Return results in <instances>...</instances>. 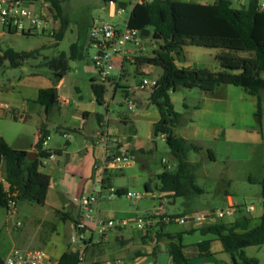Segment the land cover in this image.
Wrapping results in <instances>:
<instances>
[{"label":"trees","instance_id":"obj_1","mask_svg":"<svg viewBox=\"0 0 264 264\" xmlns=\"http://www.w3.org/2000/svg\"><path fill=\"white\" fill-rule=\"evenodd\" d=\"M45 1L51 3L53 19L58 22V28L51 36L59 41L63 38L69 22L63 16L61 0ZM111 1L117 0H103L105 4ZM127 25L140 32L151 29L152 38L161 42L151 55L136 57L135 65L138 75H141L139 68L143 65L158 67L162 71L156 87L148 93L146 107H154L159 113V120L152 125L153 143L154 139L164 135L175 166L154 176L157 181L155 188L159 199L181 198L184 201L183 212L169 215V223L175 222L174 219H188L194 214L190 206L198 196L204 194V190L195 181L198 165L190 163L187 155L191 150L198 151L200 148L175 135L174 129L185 121L174 109L170 95L180 88H197L209 93L222 84L239 86L248 94L257 97L256 115L260 120L259 93L264 90V78L261 77L264 74V11L258 10V0H247L246 4L238 8H233L229 0H215L212 4L185 0H149L134 3ZM88 32L89 29L79 31L77 40L70 45L69 53L61 52L46 62L55 81L52 82L53 86L38 92L36 102L43 106L45 113L48 114L58 102L56 86L68 71V62L88 55L85 51ZM186 45L221 49L216 55L220 69L211 72L205 68L178 67L176 62L183 61V49ZM232 50L245 52L246 56L233 54ZM0 52V65L8 61L12 67H19L26 59L37 56L39 50L16 52L11 48L0 47ZM107 83L109 82H102L97 78L91 79V89L98 104H103ZM116 88L123 89V96H128L126 87ZM183 105L186 108L185 103ZM42 142L43 138L36 145L37 158L28 160L25 156L19 157L21 151L9 146L0 136V174L7 184L6 189L0 184V208L7 210L10 199L16 202L28 200L39 206L44 205L50 177L39 170L42 166L41 159L49 155V151L42 148ZM107 182L108 178H103L101 186L107 187ZM260 184L264 194V179ZM117 191L119 197L126 192ZM144 191L152 192L150 181L145 182ZM162 224L163 217L160 216L157 225L160 228L155 237L168 240L167 253L170 264H190L183 253L181 235L192 230L175 234L165 233L162 232ZM197 231L202 235L215 236L221 242L223 251L230 258L227 264H260L258 259L248 257L244 249L264 244V216L253 223V219L248 215H240L231 223L216 221L200 227ZM209 244V240L197 244L201 256L209 255ZM83 255L84 250L73 247L64 251L56 264H80V257Z\"/></svg>","mask_w":264,"mask_h":264},{"label":"rangeland","instance_id":"obj_2","mask_svg":"<svg viewBox=\"0 0 264 264\" xmlns=\"http://www.w3.org/2000/svg\"><path fill=\"white\" fill-rule=\"evenodd\" d=\"M204 4H212L215 0H193ZM233 8H238L241 5L246 4L247 0H229ZM136 1H129L127 3L125 10H119L117 8L116 14L113 17L109 16V4H105L103 0H61V8L63 16L68 20L69 24L63 38L59 41L51 36L48 32L41 34L38 32H33L30 35H25L22 33H5L0 37V47L2 49L11 48L16 52H30L33 50H39V53L34 58L26 59L19 67H12L8 61H4L0 65V86L1 89H9L12 91L17 99L22 100L23 96L26 94L25 84L30 81L31 77L39 75L40 81L50 80L55 81L52 71L47 67L46 62L52 58L57 57L61 52L69 53V48L72 43L77 40L79 31L87 30L93 26L99 25L100 23L108 22L118 27H121L123 23L128 19L130 11ZM44 2L30 5L29 7L34 13L42 12L45 16L48 15L47 8L43 7ZM28 6V5H26ZM49 27H53L55 30L58 28V22H50ZM152 30H148L147 35H140L141 44L143 51L140 55L149 56L152 54L153 50L158 49L160 41L154 40L152 38ZM188 47V57L189 62H193L196 68H213V70H219L220 66L218 62H212V58L221 49H207L192 45H186ZM191 49V51L189 50ZM231 53L238 56H246L245 52L234 51ZM139 54V53H138ZM94 55V50L92 48L88 49V56L79 60H70L68 62L69 69L63 77V85L59 92L62 97H67L71 100H83L86 104L88 103L92 91L90 87L91 74H96L92 56ZM202 64V65H199ZM146 67H151L152 72L144 71L141 75L137 74V67L127 65L128 72L126 74L118 72V70L110 71V80L116 79L122 84L126 82L131 83L134 87L137 86V81L140 80L142 76H157L161 72L158 67H153L150 65H143ZM210 66V67H208ZM142 66L139 68V71ZM121 74L120 79L118 75ZM264 78V74L261 75ZM11 84V85H10ZM12 86V87H10ZM76 87L79 89H76ZM227 101L218 106L213 107V113H202L200 111L193 113L194 109H184L182 104H187L188 106H198L200 102L199 89H185L180 88L175 91V107L176 111L182 115V118L189 125L194 123V126H204V127H220L223 129H236L241 131H249L255 133L254 136H244L241 139L232 140L227 137L225 140L218 143L212 144L215 159L214 161H209L207 151L198 153L195 156L196 162L199 163V178L197 179V184L204 188L205 193L198 196L196 201L190 206V210L194 211L193 217L196 215L206 214L210 216L211 213L219 211L226 208L224 201V194L219 192L221 187L228 190L229 194L232 196L235 202L241 204V207L252 205L255 210L250 214L255 215L261 209H264V199H262V187L257 180L264 176V90H261L259 97L261 99V111L260 120L258 119L257 113V97L252 96L245 92L242 87L234 85H224ZM227 87V88H226ZM226 88V89H225ZM110 94V89L107 87L106 95ZM122 93L118 91L116 94L115 102H120V105L113 104L112 109H119L120 111H126V104L122 103ZM218 107V108H217ZM219 112V113H217ZM193 121V122H191ZM11 124V130L13 133L22 132L30 136L32 128L29 124ZM179 127V126H177ZM246 135V134H245ZM51 138H59L54 131H51ZM26 140V137L22 142ZM157 144V149L149 157V162L153 169L161 170V159L167 160L171 165H173L174 160L171 152L166 145L165 141L157 137L154 139ZM139 173H145L141 179H129L130 171H124L122 174L118 171H114L112 174L111 186L107 187H126L129 192L138 193L142 198L138 202L128 199L126 196H121L118 198H113L111 200H106L102 196H98V205L94 206L91 210V214L96 216L97 210H101L99 216L101 221L117 220L122 219L126 222H133L135 218L147 219L148 215L151 214L154 207L163 204L167 214L175 215L181 214L185 208L184 201L181 198H175L173 200L169 198L159 199V193L157 192L155 186L157 181L152 176H147L146 171L138 170ZM209 173L211 179L206 180L201 176V174ZM252 176L256 178V181L250 183L248 177ZM230 178V186H224L221 183V179ZM150 181L152 193L145 194L144 183ZM99 191V190H98ZM98 191H93L91 194H97ZM86 194V193H85ZM154 194L155 198L150 195ZM78 203V199H76ZM18 211L11 217V224L8 225V229L11 231V235L16 237V248H20L21 242L17 238L21 234H29V236L36 233V223H29L26 221V217L30 213L34 214L40 220H46L49 224H55L57 226L56 234L60 236L64 242H69L70 238L74 235L78 237V233L73 228V223L82 217V210L77 207L73 211L72 217L65 220L64 222L57 217L52 212L48 215L43 216V212L46 208L39 206L28 200H18L17 201ZM210 212V213H208ZM238 215V214H237ZM214 216V215H213ZM216 221L228 222L233 217L225 216L223 218H218L214 216ZM6 214L5 211L0 208V228L2 233L0 234V258L6 255V253L11 248V241L9 235L6 234ZM211 221L210 218H206L205 221L201 223H207ZM17 223H19L17 225ZM65 223V224H64ZM190 225L198 224L193 220L188 222ZM17 226V229L14 226ZM47 225V224H46ZM149 226V224H147ZM151 227V226H150ZM152 228V227H151ZM185 228L183 223H169L165 226V231L167 232H180ZM150 231V228H148ZM137 231V232H136ZM143 231L138 230L136 225L130 227L126 226L125 230L122 232L125 238H127L128 244L122 250L121 245H118L114 239L117 234L115 229L107 230L106 236L103 237V243L101 237L94 233L93 242L98 245V247H104V250L100 252L104 259H112L115 256V249H119L125 256L127 264H136L137 258L131 255V251L137 247L141 248L142 243L139 237L140 233ZM55 234V235H56ZM91 236V233L87 234ZM184 242H195L200 235L196 233L195 235L186 234L183 236ZM132 238V240H130ZM33 249H41L48 252V247L44 246H34ZM159 252L155 256H148V260H145L139 264H170V257L167 253V247L159 246ZM143 250V249H141ZM192 249H189L187 254L192 258ZM247 254L256 257L260 264H264V244L260 246H254L247 249ZM132 256V258L130 257ZM89 257V256H88ZM217 263L221 262L216 261ZM224 264V263H222Z\"/></svg>","mask_w":264,"mask_h":264},{"label":"crops","instance_id":"obj_3","mask_svg":"<svg viewBox=\"0 0 264 264\" xmlns=\"http://www.w3.org/2000/svg\"><path fill=\"white\" fill-rule=\"evenodd\" d=\"M185 1L200 3L193 0ZM187 50L188 47H184L183 61L176 62V64L178 67L196 68L193 62H189V51ZM189 50L191 51V49ZM218 53H220V51H218L214 55V57H211L212 62H217L216 55ZM141 56L144 55H136V57ZM135 58L133 61L126 59L121 68H117L115 70H118V72L120 73L126 74L128 72L127 65L131 67L136 66ZM205 69L211 72L218 71L213 70V68ZM144 71L153 73L151 67L142 66L140 72L145 73ZM161 73L162 71L157 74V77H159ZM120 76L121 74H119L117 78L120 79ZM90 77L91 79L97 78V75L91 74ZM29 80L30 81H28V83L24 85L26 86L24 87L26 89V94L23 96L22 100L17 99L14 93L9 89H7L8 91H6V89H1L0 86V136L12 148L25 152H36V145L42 138L43 140L45 139L44 135L49 138L46 146H44L43 149L48 150L49 153H53L54 158L52 160H44L42 166L39 167V170L41 172L47 174L50 177V184L47 190L45 203L42 206L43 208H46V210L43 212V216L48 215L52 212L53 214H55V217L62 220L63 222L69 219L70 217H72L71 213L78 207L76 199H79V197L82 195H91L93 191H98L100 189L101 181L103 178H108L109 185L111 186V178L114 171H118L122 174L124 171L129 170V179H141V177L145 173H139L138 170L146 171L147 176L154 177L162 173L165 169H172L175 166V162L173 163V165H171L167 160L161 159L160 162L162 169L157 170L153 169L151 163L149 162V156L153 154V152H155L157 149V144L155 142L153 143L152 139V125L159 120V113L154 107H146L148 92L140 90L137 86L134 87L129 82L122 84L118 80L112 79L109 81V83H107V87L110 89V94L108 96L105 94L103 104L97 103L93 92L88 103L86 104L82 99L77 101L75 100V98L71 102L69 98L62 97L59 92L60 88L63 85L62 78L56 86L58 102L47 114L45 113L43 106L39 105L36 102V99L39 90L53 86L52 81H40L39 75L31 77ZM224 85L229 84L219 85L214 91L209 93L203 92L201 90L198 91L200 97L198 106H195V104H193L190 107L185 104V108V106L182 104L184 109H194L192 111L193 113H196L198 111L202 113H213V107L227 101L224 92L225 90L220 89L224 88L221 87ZM116 86L126 87L128 96H123V89L116 88ZM76 89L78 88L76 87ZM118 91L122 93V103H124L125 99L127 98L131 99L134 102L135 109L133 111H129L127 107V110L124 112L120 111L119 109H112L114 103H116V105H120L119 101L115 102L116 94L118 93ZM173 93L174 92L171 93L170 98L174 109L176 110L174 104L175 95ZM65 100L67 101L65 102ZM9 122H13L15 124H19L20 122H22V124L25 125L29 124L32 128L30 136L27 137V135L25 136V134H23L22 132H19L17 134L13 133L11 131L13 129L11 128V124ZM51 131H54L57 135H59V137H61V139L51 138ZM99 133L108 134L109 141L112 145L111 153L118 154L121 151H127L134 158L133 164L127 168L109 169L105 172H102L101 169H96L95 167H99L105 157V150L102 145L95 143V136ZM174 133L176 136L184 138L185 140L197 145L200 148V150L198 151L191 150L187 155V160L190 163L198 165L195 171L196 183L200 174H198L199 163L195 160L196 154H204V152L207 151L209 161H214L215 155L213 148H211L213 147L212 144L223 141L227 137H230V139L232 140H236L239 138L241 139L244 136L250 137L255 135V133L249 131L243 132L241 130H227L220 127L194 126V123H191V125H189L187 122L179 127H176L174 129ZM25 137L26 140L22 142ZM201 176L206 180L211 179V175L209 173H202ZM229 179L230 178L224 180L222 178V185L229 187ZM262 179H264V176H262L261 179L257 180V182L260 183ZM248 181L250 183H253L254 181H256V178L249 176ZM0 184L3 185L4 189L7 188V184L4 182L2 174H0ZM115 189L121 191H129L124 186L116 187ZM202 189L204 190V188ZM219 192H222L225 195L224 201L226 206H228L229 204L241 206V204L233 200L232 196L229 194L226 188L221 187L219 189ZM150 193L152 192L145 194ZM150 196L155 198L154 194H151ZM262 199H264V194H262ZM196 200L197 199H195V201ZM2 209L6 214L5 231L6 234L9 235L12 244L10 250H12L13 248L17 247L15 241L16 237L11 235V231L8 229V225L11 224V217L15 213H17L18 208L16 205V209L12 214H9L5 208ZM100 214L101 210H97L95 217L99 220ZM240 215L242 214L231 216L233 218L226 223L233 222ZM202 216L210 218L211 221L207 223L190 225L188 222L190 221L189 218L193 217L191 216L186 222L183 223V225H185V228L180 232H176L181 233L184 231L192 230L190 233H184L181 235V243L183 245L184 255L189 259L190 264L229 263V255L223 251L221 242L217 240L215 236L202 235L199 231H197V229L202 226L210 225L216 222L212 213L210 214V216L206 214H202ZM248 216L253 219V223H256L262 216H264V209H261L255 215L249 214ZM40 219L41 218H37L32 213H30L28 217H26L27 222L36 223L35 227L37 231L31 236L26 233L18 235L19 238L17 239L20 240L22 245L19 249H33L32 247L36 245L41 247L46 246L48 247L47 253L51 257L53 263L56 264L58 258L64 251L73 247H78L79 249L84 250L83 264H117V260H121L123 261V264H127L125 260L126 257L123 256V253L119 251V249L114 250L115 256L110 260L104 259L101 255H99L100 252L104 250V247H98V245L93 242L94 233L90 231L92 223L88 222L87 226L90 230L85 233V237L88 239V244L70 245L69 242H64L62 239H60V236L56 234L57 226L55 224H49V222H47L45 219ZM136 219L137 218H135V220L130 223L123 220V226L114 228L117 233L114 236V239L118 245L122 246L120 250L126 247L129 241L124 237L122 232L125 230L126 226L132 227L136 225L137 227ZM159 220L160 217L152 215L151 212V214L148 215L147 219L142 220L145 223V229L141 230L137 227L138 230H141L143 232L139 235L142 243L141 248L135 247L131 251V255L137 258L136 264L148 260L149 255L156 257L159 252V246L167 247L169 242L166 238L155 237L156 231L160 228L159 226H157ZM174 221L175 223H179L176 220ZM147 224H149V226ZM168 224L169 222L163 221L162 232L175 234L165 231V226H167ZM72 226L74 228V223ZM14 228L17 229V226L15 225ZM148 228H150V231L148 230ZM1 233L2 230L0 228V234ZM88 233H91V236H88ZM196 233H198L200 237L195 240V242H184V235H195ZM130 240H132V238H130ZM204 240L210 241L208 247L209 255L205 257L200 255V251L197 246L199 242ZM100 243L104 244L105 242H103L102 240ZM251 247H247L244 249L245 254L248 257L256 258L247 254V249ZM189 249H192V258H190L187 254ZM9 251L6 253V255L9 253ZM6 255L1 257V259L3 260ZM130 257L132 258V256ZM219 260L221 262L217 263L216 261ZM156 263L154 262L151 264Z\"/></svg>","mask_w":264,"mask_h":264},{"label":"built area","instance_id":"obj_4","mask_svg":"<svg viewBox=\"0 0 264 264\" xmlns=\"http://www.w3.org/2000/svg\"><path fill=\"white\" fill-rule=\"evenodd\" d=\"M149 0H137L136 2H145ZM44 2L43 7L47 8L48 15L45 16L42 12L34 13L30 5ZM109 15L115 16L117 5L116 2H109ZM28 5V6H26ZM120 10V9H119ZM258 10L264 11V0H258ZM50 22H55L53 19V9L49 1L45 0H0V37L5 33H22L30 35L33 32L41 34L49 33L53 34L54 28L49 27ZM89 48L94 50L92 61L94 69L97 75V79L102 82L110 81V71L117 68H121L126 59L133 61L138 53L143 51L141 44V32L137 29L129 28L127 20L121 27L113 25L108 22L100 23L89 29ZM1 54V52H0ZM143 73V72H141ZM157 76H142L138 81L137 87L145 92H150L156 87ZM67 100H65L66 102ZM124 103L129 111L135 109L134 102L131 99H125ZM160 138L164 139L162 134ZM48 137L42 142V148L46 146ZM95 143L102 145L105 150V157L101 165L95 167L105 172L109 169H119L130 167L133 162V156L127 151H121L118 154L111 153L112 145L109 141L107 133H99L95 136ZM54 158L53 153H49L48 157L41 159V163L44 160H52ZM8 192V190H6ZM117 189L113 187H102L97 194L82 195L78 199V207L82 210V217L74 223V229L78 233V237L72 236L70 238V245H86L88 239L85 237V233L90 229L88 228V222L92 223L91 230L93 233H97L101 237L106 236L107 230L121 227L124 225L123 220H107L101 221L91 214V210L94 206L98 205V196L104 197L106 200L118 198ZM128 199L138 202L142 196L138 193H132L126 191L124 193ZM17 202L15 200H8L7 212L12 214L16 209ZM254 210L252 205L241 207L229 204L225 209L215 211L212 214L218 218L225 216H233L236 214L249 215ZM152 215L162 216L164 222H169L171 218L167 214L163 204L154 207ZM206 219L202 215H196L193 217V221L201 223ZM179 223H184L188 219L179 218L174 219ZM19 224V223H18ZM17 224V225H18ZM137 227L141 230L145 229V223L142 219H136ZM100 241V242H101ZM99 242V243H100ZM91 243V242H90ZM84 263V255L80 257V264ZM117 264H123V261L117 260ZM2 264H54L49 254L41 249H19L13 248L2 260Z\"/></svg>","mask_w":264,"mask_h":264},{"label":"water","instance_id":"obj_5","mask_svg":"<svg viewBox=\"0 0 264 264\" xmlns=\"http://www.w3.org/2000/svg\"><path fill=\"white\" fill-rule=\"evenodd\" d=\"M129 1H137V0H117L116 1V5L118 7V9L120 10H125L127 3ZM148 31L146 32H141V35H147ZM88 45H89V33H87V38H86V43H85V51L88 53ZM88 56V55H87ZM19 157H26L28 160H35L37 158V153L34 151H30V152H25V151H21L18 155ZM162 194H160V196H162ZM189 220H193V217L189 218Z\"/></svg>","mask_w":264,"mask_h":264}]
</instances>
